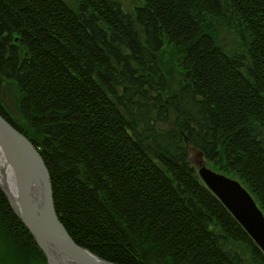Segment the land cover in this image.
Segmentation results:
<instances>
[{
  "label": "trees",
  "instance_id": "16d2710c",
  "mask_svg": "<svg viewBox=\"0 0 264 264\" xmlns=\"http://www.w3.org/2000/svg\"><path fill=\"white\" fill-rule=\"evenodd\" d=\"M77 2L0 0V94L16 89L19 116L1 100L0 114L41 154L70 236L114 264H264L190 160L239 178L264 212V0ZM0 239L46 261L1 187Z\"/></svg>",
  "mask_w": 264,
  "mask_h": 264
},
{
  "label": "water",
  "instance_id": "95a60500",
  "mask_svg": "<svg viewBox=\"0 0 264 264\" xmlns=\"http://www.w3.org/2000/svg\"><path fill=\"white\" fill-rule=\"evenodd\" d=\"M0 145L12 165L18 193L49 243L47 250L40 247L48 263L58 264L62 257L70 264H113L79 246L70 236L58 217L50 172L41 154L1 114ZM198 175L264 253V213L247 187L204 162L198 168Z\"/></svg>",
  "mask_w": 264,
  "mask_h": 264
},
{
  "label": "rangeland",
  "instance_id": "374dc122",
  "mask_svg": "<svg viewBox=\"0 0 264 264\" xmlns=\"http://www.w3.org/2000/svg\"><path fill=\"white\" fill-rule=\"evenodd\" d=\"M66 1L73 7H77V5H78L77 0H66ZM117 1L120 2L124 6V8L128 11H131L134 6H136L140 3V0H117ZM218 30L220 32L219 34L221 36L222 45L228 51H231L232 49H239V37L233 31H230V29L228 28L226 23H222V24L220 23V25H218ZM167 51L168 50L165 49L162 52L161 62L163 63L165 77H166L168 85H169V91L175 92L178 89H180L182 87V85L184 84L183 73H181V71L179 69V65L177 66L176 60L172 59L169 51L168 52ZM0 96H1L0 100H1L2 104L4 105V107L6 108V110L8 111V113L12 116V118L17 119L19 116V114H18L19 96L16 92V89L13 88L11 85H5V87L1 91ZM173 119H174V115L172 114V117H171V120H170L168 126L172 125ZM190 160H191V163L194 166V168L197 169V171H198L200 164H202V162L207 163L205 158L203 157V155L201 153H198L196 150H193V149L190 150ZM234 179L239 180L242 183V185L245 187V185L243 184V182L239 178H234ZM31 235H32V233H31ZM33 238H34V236H33ZM34 240H35V238H34ZM36 244H37V242H36ZM37 246L39 247L38 244H37ZM41 251H42V249H41ZM43 254L46 258V261H44L43 259H39V260L31 261V262L30 261L27 262L26 260L21 262L20 257H18L17 255H14V252L12 250H10L4 244V242L0 239V264H49L47 257H46L44 252H43ZM110 263H112V262H110Z\"/></svg>",
  "mask_w": 264,
  "mask_h": 264
},
{
  "label": "bare ground",
  "instance_id": "6f19581e",
  "mask_svg": "<svg viewBox=\"0 0 264 264\" xmlns=\"http://www.w3.org/2000/svg\"><path fill=\"white\" fill-rule=\"evenodd\" d=\"M0 187L2 190L5 191L6 196H8V198L10 199V203L16 215L21 219V221L25 224V226L29 229V231L34 235L35 241L37 242L39 247H42L43 249L47 250L49 243L43 233V230L39 225V222L33 217L32 213L29 210V207L18 193V190L15 185L12 165L8 160L6 154L2 150L1 145H0ZM257 204L259 205L258 202ZM58 264H70V263L61 257L58 259Z\"/></svg>",
  "mask_w": 264,
  "mask_h": 264
}]
</instances>
